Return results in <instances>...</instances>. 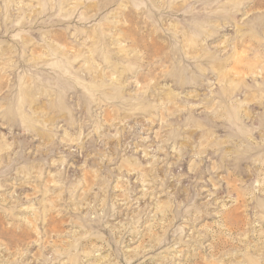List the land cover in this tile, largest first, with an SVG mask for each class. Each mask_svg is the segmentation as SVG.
I'll use <instances>...</instances> for the list:
<instances>
[{
  "label": "rangeland",
  "instance_id": "obj_1",
  "mask_svg": "<svg viewBox=\"0 0 264 264\" xmlns=\"http://www.w3.org/2000/svg\"><path fill=\"white\" fill-rule=\"evenodd\" d=\"M0 264H264V0H0Z\"/></svg>",
  "mask_w": 264,
  "mask_h": 264
}]
</instances>
